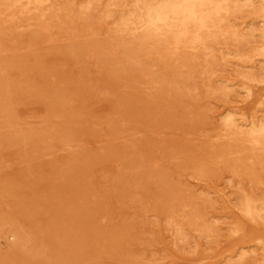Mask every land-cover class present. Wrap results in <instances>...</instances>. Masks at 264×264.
I'll use <instances>...</instances> for the list:
<instances>
[{
	"label": "rangeland",
	"instance_id": "rangeland-1",
	"mask_svg": "<svg viewBox=\"0 0 264 264\" xmlns=\"http://www.w3.org/2000/svg\"><path fill=\"white\" fill-rule=\"evenodd\" d=\"M0 264H264V0H0Z\"/></svg>",
	"mask_w": 264,
	"mask_h": 264
}]
</instances>
